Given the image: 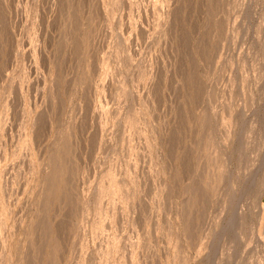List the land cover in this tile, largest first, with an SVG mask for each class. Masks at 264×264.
<instances>
[{
  "label": "rangeland",
  "instance_id": "obj_1",
  "mask_svg": "<svg viewBox=\"0 0 264 264\" xmlns=\"http://www.w3.org/2000/svg\"><path fill=\"white\" fill-rule=\"evenodd\" d=\"M263 177L264 0H0V264H264Z\"/></svg>",
  "mask_w": 264,
  "mask_h": 264
},
{
  "label": "bare ground",
  "instance_id": "obj_2",
  "mask_svg": "<svg viewBox=\"0 0 264 264\" xmlns=\"http://www.w3.org/2000/svg\"><path fill=\"white\" fill-rule=\"evenodd\" d=\"M246 56V55H245ZM206 78V77H205ZM238 84V83H237ZM259 119V118H258ZM257 167V166H256ZM256 178V177H255ZM264 178V177H263ZM264 180V179H263ZM116 181H118V180H116ZM127 185V184H126ZM114 190H115V188H114ZM114 198V197H113ZM232 215V214H231ZM245 216V213L244 214H237V215H235L233 218H232V220H231V222L229 223V227H232V230H237V228H239V223L242 221V219H243V217ZM230 217V216H229ZM227 226H228V224H227ZM256 227V226H255ZM240 229V228H239ZM229 233H231V232H229ZM232 233H233V231H232ZM234 234V233H233ZM239 234H241V232L239 233ZM237 235H238V233H237ZM235 236V235H234ZM258 237V236H257ZM261 238V237H260ZM229 239H230V237H229ZM233 240V239H232ZM234 240H235V237H234ZM233 240V241H234ZM237 240V239H236ZM242 240V239H241ZM255 242H257L256 240H255ZM229 243V242H228ZM263 245H264V241H263ZM256 247V246H255ZM211 251V250H210ZM227 251V250H226ZM232 252V251H231ZM217 253V252H216ZM254 256V255H253ZM259 257V256H258ZM257 257V258H258ZM252 258H254V257H252ZM260 258V257H259ZM216 259V258H215ZM255 259V258H254ZM261 259V258H260ZM260 262V261H259Z\"/></svg>",
  "mask_w": 264,
  "mask_h": 264
}]
</instances>
